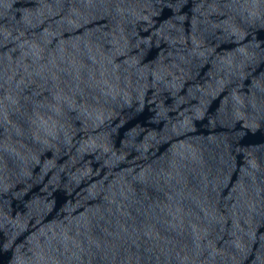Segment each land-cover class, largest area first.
<instances>
[{"label": "water", "instance_id": "95a60500", "mask_svg": "<svg viewBox=\"0 0 264 264\" xmlns=\"http://www.w3.org/2000/svg\"><path fill=\"white\" fill-rule=\"evenodd\" d=\"M0 264H264V0H0Z\"/></svg>", "mask_w": 264, "mask_h": 264}]
</instances>
